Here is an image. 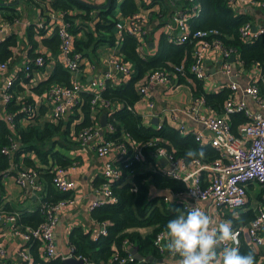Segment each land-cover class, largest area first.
Instances as JSON below:
<instances>
[{"label": "trees", "instance_id": "1", "mask_svg": "<svg viewBox=\"0 0 264 264\" xmlns=\"http://www.w3.org/2000/svg\"><path fill=\"white\" fill-rule=\"evenodd\" d=\"M30 1L43 7L45 14L41 17L42 20H48L54 12L64 13L63 15L70 21L71 30L75 35V50H79L84 56L98 60L101 47L118 46V53L130 60L131 76L118 82L107 79L106 86L101 90L102 95L110 98L112 104L116 100L124 102L119 108L107 110L108 121L115 125V129L110 130L106 126L104 129L105 137L120 139L123 133L128 131L134 139L140 141L155 137L157 144L166 145L176 156L190 158L186 156L189 149L199 150L201 148L204 150L202 157L204 159H213L220 154V151L211 143H200L192 131L182 132L178 126L168 120L162 121L160 125L146 124L142 114L134 107V103L140 98L137 84L149 70L155 67L173 70L177 64L183 63L185 71H178L177 82L190 81L194 96L203 95L206 103L221 109L227 96L232 94V90L229 86H224L219 90L207 89L204 80L191 71L190 65L193 61L195 42L178 43L167 33L162 32L156 49L152 52L145 51L144 47L148 43L147 36L142 40L126 30L118 31L116 26L120 18L116 13L118 5H120L122 15L128 16L140 9L137 0H112L107 7L101 8H95L88 3H99L98 0ZM257 1L264 4V0ZM156 2L159 0L143 2V6L147 7ZM186 7H189L187 9L193 12L191 17L192 29H219L224 46L233 48L231 49L232 53L239 57L243 67L250 69L258 64L264 70V34L252 40H246L240 34V26L245 22H252L250 16L237 12L229 4V0H164L157 16L159 18L162 15L168 16L177 9ZM0 8L3 9L4 17L8 21L13 22L20 15L19 9L13 3H0ZM199 9H201L200 14ZM162 24L163 21L153 28L150 35L152 39L154 38V31ZM35 35L33 26L30 25L28 27V39L32 44L29 49V57L31 58L37 55V52L34 51L38 44L34 38ZM57 36L54 34L52 37L43 39V42H46L55 52L59 50V38ZM16 43L17 36L14 34L0 41V59H11ZM42 53L44 54V52ZM30 64L32 68L35 66L33 61ZM29 73L25 70L18 72V76H15L12 85L15 95L11 100L4 103V111L13 113L15 125L12 126L5 115L0 116V181L3 174L10 171L13 162L20 159L22 151L34 149L47 165H51L53 161L69 165L73 160L71 156L56 145L60 144L66 147L77 142L70 135V124L72 119L80 114V111L78 108L72 109L66 117L60 118L58 121L41 123L34 120L37 117L36 113L32 114L23 109V104L31 98L20 94L25 89L21 81L28 79L29 75L26 74ZM73 77L74 72L58 60L51 73L46 78L36 82L33 87L40 91L57 81L69 84ZM82 95L83 103L81 105L84 116L81 121L76 123L77 129L92 122L95 118L90 108L91 91L83 90ZM102 112L98 114L99 117ZM229 118L232 129L237 130L238 125L248 120L249 116L242 110H236L230 113ZM23 120H28V122L23 123ZM11 135L16 136L20 144L12 153H7L2 151V147L10 143ZM129 153H133L132 148H130ZM144 153L143 158L126 157V154L117 159V163L122 167V175L112 182V186L118 194V200L106 201L91 208V215L95 220L109 219L108 232L93 234L90 230H85L82 225L73 226L69 233V244L73 246L75 254L86 256L94 264H111L109 262L110 257L116 250L122 254L127 252L123 247L124 240L127 239L129 247L136 246L144 256L150 254L158 258L164 256L154 243L156 233L162 229L167 230L166 225L170 219L178 214H186L188 210L183 209L180 199L166 201L163 193L166 188L184 189L185 184L181 178L168 174L164 168L160 167L161 162L152 146L144 147ZM26 161L34 166L29 156H26ZM143 161L150 163L151 167L143 168ZM49 168L50 166H48ZM45 172L44 199H57L72 193L71 190L57 188L52 180V171L47 170ZM103 178L104 176L101 179ZM152 187L156 190L153 191ZM225 215L232 218L234 223L238 225L253 217L254 211L252 209L242 210L241 218H237L230 211ZM43 218L44 213L39 208L28 213L21 212L22 221L31 223V225L38 224ZM147 227L150 229L143 230ZM37 243L34 244L37 245ZM34 244L35 258L29 264H65L61 255L51 256L48 259L40 256L36 252ZM238 247L242 254L254 249L245 240H242ZM258 254L259 251L255 250L256 261ZM137 260L136 258L125 263L114 261L113 264H137ZM142 264L171 263L164 258L161 261L143 260Z\"/></svg>", "mask_w": 264, "mask_h": 264}, {"label": "built area", "instance_id": "2", "mask_svg": "<svg viewBox=\"0 0 264 264\" xmlns=\"http://www.w3.org/2000/svg\"><path fill=\"white\" fill-rule=\"evenodd\" d=\"M143 2H151L152 0H141ZM191 1V0H190ZM245 0H229V4L235 8L237 4ZM257 1V0H256ZM262 3V2H261ZM186 8L177 9L171 18L165 23L166 33L173 38L175 42L181 43L185 41L195 42L193 50V61L190 65L198 77L204 80L205 87L209 89V76L205 69V57L212 50H220L224 57V65L229 71L233 54V48H226L220 38V31L216 28H196L191 27L192 11ZM148 7L145 9L146 11ZM200 10V9H199ZM198 10V12H199ZM63 12H54L48 20H41L37 23L40 28H54L59 38V50L62 55V61L65 66L74 72L71 83L53 82L48 87L37 90L34 99H29L23 104V109L29 113L38 115V101L44 100L50 106V113L54 119L66 117L72 109L80 107L83 103V90L92 92L90 97V108L92 115L95 117L92 122L82 125L75 132V137L82 144L94 141L96 150L99 155L108 156L103 167V180L99 184V192L102 195L90 202V208L100 205L106 201H117L118 194L114 191L112 182L122 175V167L117 163V159L123 155L126 157L134 156V158H143L145 156L144 147L152 146L157 156L163 155L167 157V162L161 164V168L177 178L184 181V189L166 188L163 197L166 201L180 199L184 210L190 211L193 206H199L203 211L222 212L236 210L243 207L247 202V184L249 181L255 180L264 186V96L261 94V85H264V70L260 67L259 75L243 88L244 92L254 98L260 110L252 112L246 101L243 99H235L232 94L227 96L224 101V111L227 113L242 110L249 119L240 123L238 132L231 128L230 121L224 116L214 113L200 112L202 104H207L203 95L194 96L188 106L181 110L187 114H192L198 120L203 122L206 127L212 130V135L208 140L205 139V133L200 130H193L196 138L202 143L209 141L215 146L220 154L213 159H204L199 156L194 158H185L176 156L170 151L166 145L157 144V139L151 137L146 141L134 139L132 135L126 131L122 138L113 139L104 136L106 126L113 130L115 125L109 121L103 127L99 113L101 111H110L112 103L110 98L102 95L101 90L106 86L107 79L114 82L123 80L125 76H129L132 71L131 62L123 57L121 53H116L107 58V67L101 77H92L91 79H83L79 76V70L85 60V56L79 50H75V35L71 30V23L65 18ZM147 14L139 9L137 12L119 18L116 23L119 31L126 30L144 40L146 36ZM3 25L0 23V33ZM240 34L246 40H252L261 34H264V27L254 29L251 21L245 22L240 26ZM219 34V36H216ZM239 58V57H238ZM33 61L35 66L44 65L46 62L45 55L40 51L33 58L30 57L25 65V71L30 72ZM9 60L0 59V98L6 102L11 100L15 95L12 85L14 83L15 74L9 71ZM242 63V62H241ZM34 66V67H35ZM94 67V63L90 64ZM243 66V65H242ZM33 69V68H32ZM178 71H185L183 63L177 64L173 70L155 67L149 70L145 76L138 82L137 87L140 94L146 93L151 84L165 83L168 81L177 82ZM4 74V76H2ZM3 77V78H2ZM178 83V82H177ZM232 88H237V84L233 83ZM152 105V102H149ZM102 112V113H103ZM108 113V112H107ZM6 118L12 126L15 125L13 113L6 112ZM98 116V118H96ZM182 132L191 131L184 122L174 123ZM103 129V131H102ZM10 143L2 147V151L12 153L19 147V139L11 135ZM132 148V154H128ZM73 165L61 164L53 161L49 170L52 171V180L60 190H72L76 186V180L71 177L70 170ZM40 170L33 167H23L16 173V180L23 186L32 188L33 191H41L42 183L39 179ZM76 195L71 194L66 197L57 199H44L42 201L41 210L44 218L36 225H23L18 220L16 211H6L0 209V219H5L10 234L18 235L28 242L33 238L42 240L43 251L47 256L58 254L55 242V226L58 222L62 209L76 201ZM231 221L233 231L237 234L238 246L240 245L241 233L243 228L248 226L251 238L256 243L264 242V205L255 206L254 216L251 217L246 224H235ZM98 227L96 233H107L109 219L97 221ZM6 234L0 232V255L6 254L7 245L5 240ZM168 240L167 230H159L155 237L154 243L159 251L163 254L169 253L166 248ZM159 241V243H158ZM129 241L124 240L123 247L126 253H119L117 250L110 257L109 262L114 261L125 263L132 259H138L137 264H142L144 259H140L129 247ZM229 247H236L237 244L228 242ZM221 249H217L219 253ZM20 260L17 264H29L32 260V253L29 244L21 246L19 249ZM75 255L84 260V264H94L90 259L81 254L73 252V246L70 245V251L64 256ZM169 255H173L169 253ZM256 264H262L259 260Z\"/></svg>", "mask_w": 264, "mask_h": 264}, {"label": "crops", "instance_id": "3", "mask_svg": "<svg viewBox=\"0 0 264 264\" xmlns=\"http://www.w3.org/2000/svg\"><path fill=\"white\" fill-rule=\"evenodd\" d=\"M4 1L8 3L12 2L13 5L20 11V15L17 20L11 22L5 19L3 9L0 8V23L3 25L2 31L0 33V41L5 40L7 37L13 34L17 36V43L13 47L14 54L9 62L10 73H14L15 76H18V72L25 70V65L28 62V59H30L29 49L32 47L30 39H28V27H30V25L33 26L34 33L36 34L34 38L38 43L34 51L44 52L46 57V62L43 66L33 67V69L30 70L31 73L26 74L29 75V78L21 81V83L24 84L25 89H23L20 94L34 99L37 93V89L33 87L34 84L41 79L46 78L51 73L55 63L58 60L63 63L60 50L55 52L46 42H43L44 38L52 37L57 33L54 28L38 27L37 23L42 20L41 17H43V14H45V12H43L44 9L43 7H40V4L29 3V7L26 3H22L21 0H19L17 3L16 0ZM103 1L104 0H98L99 3ZM163 1L164 0H159V2L147 6L149 8L147 10L150 11H146L145 9L147 7L143 6L141 0H137L140 5V9L143 10L145 14H147L148 18L145 26L146 36L148 39V43L144 47L145 51L152 52L155 50L160 34L162 32L166 33L165 23L171 18L172 14L168 16L162 15L160 18L157 16V12L161 9V4ZM234 9L239 13L250 16L252 23L258 28L264 27V4L260 1L245 0L242 3L237 4ZM200 11L201 9L199 10V14ZM117 15H119L120 18H123L121 11L117 12ZM161 21H163V24L154 31V38L152 39L150 35L153 31V28L156 25L158 26V23H161ZM150 42H153L154 45L150 46ZM99 51L100 56L98 60H93L85 56V60L81 69L79 70V76L81 78L83 77V79H91L92 77H101L103 71L109 67L106 59L113 54H116L119 51V47L103 46L99 49ZM91 63H94V67L90 66ZM204 65L209 76V89L219 90L224 86H229L234 92L232 96L235 99L245 100L248 108L252 112L261 109L254 98L246 94V92L243 90L246 84L251 82L259 75L260 67L254 65L252 68L246 69L242 66L241 60L237 57L234 61H231V68L228 71L224 65V57L220 50H212L209 52L205 57ZM2 76H4V74ZM130 76L131 74L129 76H125L124 79H128ZM233 83L237 84V88H232ZM261 94L264 96L263 84L261 85ZM193 97L194 95L190 81L181 83H174L173 81L155 83L149 86V89L146 93L140 94V98L136 100L134 107L142 114L143 121L146 124L152 123L160 125L164 120H168L171 123H178L182 121L189 128H191V131L200 130L205 133V139L208 140L213 133L212 130L206 127L203 122L198 120L192 114H187L181 110L183 107L190 104ZM149 102H152V105H150ZM4 103L5 102L0 98V116L6 115V112L4 111ZM123 104V101L116 100V102L112 104V108H110V110L119 108ZM77 108L80 111V114L75 116L70 124V135L73 139L77 140V142L66 147L60 144L56 145V147L64 150L69 156L73 158L71 163L73 166L71 167L70 175L76 180V186L71 190V194H75L77 198L74 203L68 204L62 209L58 222L55 226V242L58 250V254L56 255H61L62 257L63 254H68L70 251L69 233L73 226L82 225L85 230H90L92 233H96L99 223L91 215L90 202L102 195V193L99 192V184L103 180L101 178L103 177V167L105 160L107 159L106 157L110 156L99 155L96 150V143L94 141L87 144H82L80 140L75 137V132L77 130L76 123L81 121L84 116L82 105ZM200 110V112L206 114L214 113L224 116L230 121L229 115L231 112L227 113L224 111V104L222 105L221 109H217L211 104L204 103L201 105ZM104 112L107 113V110ZM155 118H158L157 123L154 122ZM34 120L44 123L46 121H58L59 119H54L51 116L50 106L48 103L42 99H39L38 115ZM27 122L28 120H23V123ZM238 127L237 130H234L235 132H238ZM207 142L209 141H204L202 143ZM26 156H29L32 159L35 167L41 168L39 175V179L42 183L41 191H33L32 188L28 186L25 187L16 180V173L22 167H33V164H30L26 161ZM157 158L161 164L164 165L161 158L159 156H157ZM48 166H50V164L47 165L45 161H42L37 151L34 149L22 151L20 159L13 162L10 167V171L4 173L1 177L0 209L6 211H16L20 222L23 225H30L31 223L29 224L28 222L22 221L21 212L28 213L38 208L41 209L43 196L45 194L44 187L46 185L45 171L49 170ZM142 166L143 168L151 167L150 163L144 161L142 162ZM152 188L153 191L156 190L154 187ZM254 201H256L255 204L253 203ZM258 204L264 205V186L260 182L252 180L247 184L246 205L239 207L236 210H229L228 208L225 210V212L222 211L215 213L209 210L206 212L211 214L218 224L220 222H225L227 219H232L224 215L229 211L237 218H241L240 214L242 210L252 209L254 211L255 206H258ZM248 221L249 219L247 220V223ZM7 222L8 221L5 219H0V232L6 234L5 240L7 245L6 254L0 255V261H2L3 264H17L20 260L19 249L21 246L27 243L29 244V249L32 253V260L35 258V249L33 248V244L35 242H38L37 245L34 244V247H36V252H38L40 256H43L47 259L51 257L44 253L42 240L40 238H33L28 242L21 236L14 234L12 235L7 228ZM241 224L244 225L246 222H241ZM149 229L150 227H147L143 230ZM241 239L245 240L252 248L259 251L258 260L264 264V242L261 244L254 242L253 239L249 237L248 234H246L245 228H243V232L241 233ZM163 257L171 264H178L180 263L181 259L178 255H169V253L164 254Z\"/></svg>", "mask_w": 264, "mask_h": 264}, {"label": "clouds", "instance_id": "4", "mask_svg": "<svg viewBox=\"0 0 264 264\" xmlns=\"http://www.w3.org/2000/svg\"><path fill=\"white\" fill-rule=\"evenodd\" d=\"M186 156L202 158L204 150L189 149ZM166 228V248L181 258L180 264H256L254 249L244 254L240 252L231 221L217 224L213 216L199 206L170 219ZM228 242L237 246L229 247ZM217 249L221 251L218 253Z\"/></svg>", "mask_w": 264, "mask_h": 264}, {"label": "water", "instance_id": "5", "mask_svg": "<svg viewBox=\"0 0 264 264\" xmlns=\"http://www.w3.org/2000/svg\"><path fill=\"white\" fill-rule=\"evenodd\" d=\"M19 0H16V3L18 2ZM112 0H107L106 2L104 3H91V2H88L90 3L93 7L95 8H101V7H107L110 3H111ZM0 3H7V2H1ZM12 3V2H11ZM256 28V25H254V29ZM154 43L153 42H150V46H153ZM235 54L233 53L231 56H230V59L234 60L235 59ZM107 121H108V114L106 112H103L101 114V124L102 126L104 127L106 124H107ZM154 122L157 123L158 122V118H155L154 119ZM103 131V129H102ZM159 157L161 158L162 162L163 163H166L167 162V157L166 156H163V155H159ZM132 251L136 254V256L140 259H144V260H148V259H154L155 261H161L163 260L164 258L163 257H160L158 258L157 256L155 255H147V256H144L142 253L139 252L138 248L136 246H132ZM63 260L65 262V264H84V260L83 258L81 257H77L75 255H68V256H64L63 257ZM0 264H3L2 261H0Z\"/></svg>", "mask_w": 264, "mask_h": 264}, {"label": "rangeland", "instance_id": "6", "mask_svg": "<svg viewBox=\"0 0 264 264\" xmlns=\"http://www.w3.org/2000/svg\"><path fill=\"white\" fill-rule=\"evenodd\" d=\"M22 3H26L29 7H30V4L29 3H32L30 0H21ZM120 11V5H118L117 9H116V13ZM254 204L256 203V201L253 202ZM225 215V214H224ZM226 216V215H225ZM245 232L246 234L249 235V237H251L250 233H249V229H248V226L245 227ZM163 257V256H162ZM164 258V257H163Z\"/></svg>", "mask_w": 264, "mask_h": 264}]
</instances>
